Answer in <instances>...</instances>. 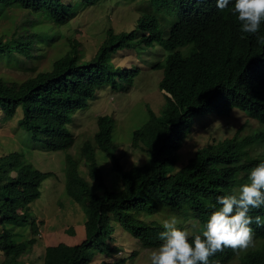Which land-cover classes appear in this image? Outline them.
Instances as JSON below:
<instances>
[{
	"label": "trees",
	"instance_id": "1",
	"mask_svg": "<svg viewBox=\"0 0 264 264\" xmlns=\"http://www.w3.org/2000/svg\"><path fill=\"white\" fill-rule=\"evenodd\" d=\"M96 1L0 0V18L11 10L34 15L33 20L23 17L17 39L0 38V59L2 56L8 64L20 65V55L32 65L42 57L34 50L44 53V48L60 37L55 28L73 18L80 7L94 6ZM149 1L156 3L158 10L144 11L130 31L107 29L90 60L83 59L78 40L68 39L67 48L52 61L49 70L19 82L0 78L3 115L12 117L22 108L20 124L24 130L48 150L60 151L74 143L67 127L72 116L86 108L99 88L116 87V80L125 77L124 70L113 63L119 50L158 44L168 51L164 61L154 66L162 70L159 87L166 104L159 115L148 108L147 121L133 132L132 145L147 156L146 161L126 169L114 153L113 117L99 116L92 138L83 142L76 155L65 158V191L71 199L83 200L85 236L72 245L47 246L42 264H89L96 252L109 258L116 255L119 248L106 243L113 222L142 247L150 248L159 246L158 235L163 231L157 215L175 217L178 227H190V234L198 232L216 197L236 191L248 182L249 170L264 161L259 158L264 152L253 155L248 150L257 142L264 144L263 129L244 137L236 133L212 140L179 169L174 168L177 152L197 116H225L236 109L264 125V22L252 35L240 30L231 5L221 11L216 0ZM158 12L177 16L169 22L166 36ZM186 46L191 47L184 55L179 48ZM129 88L130 84L123 85V89ZM97 151L110 158L121 183L119 190L98 194L81 177L78 165L84 161L90 177L101 182ZM51 175L34 168L18 152L0 158V264H23L21 257L37 243L39 224L32 217L30 204L40 197L41 183ZM250 214L264 217V207ZM26 225L30 236L22 240L20 230ZM251 227L254 247L235 251L224 248L210 257V264H264V226Z\"/></svg>",
	"mask_w": 264,
	"mask_h": 264
},
{
	"label": "rangeland",
	"instance_id": "2",
	"mask_svg": "<svg viewBox=\"0 0 264 264\" xmlns=\"http://www.w3.org/2000/svg\"><path fill=\"white\" fill-rule=\"evenodd\" d=\"M156 3L149 0H97L89 7H80L75 15L65 24L56 26L60 37L50 46L44 48L42 57L29 62L21 60L20 65L8 64L6 59H0V78L7 81H22L35 73L49 70L52 61L67 47L68 39L80 42L79 49L84 60H90L104 39L106 30L113 28L114 32L130 31L135 28L137 19L144 11H157ZM162 30L166 36L169 22L177 16H164L158 12ZM25 17L33 20L34 15L21 10L8 11L0 18V38L10 40L16 38V30ZM191 46L179 48L182 54H187ZM167 50L158 44L139 49H121L115 54L113 63L124 70L125 77L116 80V87L112 85L99 88L95 97L89 100L86 108L77 111L67 124L74 138L73 145L66 150L50 151L41 141L33 139L32 135L24 130L20 121L23 118L22 108H18L12 117H5L0 107V158L13 152L20 153L32 166L42 172H51L53 175L44 179L40 186V197L30 204L32 217L36 218L39 228L37 243L31 251L21 257L23 264H42L44 250L49 245L65 243L75 244L84 238V222L86 219L83 200L71 199L65 191L66 155H76L83 142L90 140L97 130L96 120L99 116L109 115L114 119L111 132V141L114 153L120 157L126 169L142 164L147 156L140 149L132 145L133 132L144 125L148 119L147 109L150 108L156 115L166 104L159 83L162 70L154 66L162 63ZM18 56V55H17ZM19 66V67H18ZM128 77V80H123ZM130 81V82H129ZM130 84V88L123 89V85ZM264 129V125L250 118L245 112L232 110L228 115L217 116L208 114L197 116L190 127L177 152L175 170L179 169L194 152L206 144L224 138H230L238 133L244 137ZM253 155L264 152V144L257 142L248 147ZM264 158V157H259ZM96 159L101 171V182L90 177L87 164L81 161L78 170L91 189L102 194L104 190L117 191L121 183L113 170L110 158L103 152H96ZM238 190V189H237ZM155 218L164 223L170 218ZM113 231L106 240L109 247L119 248V252L109 258L103 253L96 252L89 264L102 262H117L120 264H150V253L154 248L142 247L137 239L119 224L113 222ZM187 230L191 233L190 227ZM22 231V240L29 238V226ZM255 236L253 241H255ZM254 247V244L249 248ZM99 250V249H96ZM2 255L0 254V259ZM237 260L235 259L234 263Z\"/></svg>",
	"mask_w": 264,
	"mask_h": 264
},
{
	"label": "clouds",
	"instance_id": "3",
	"mask_svg": "<svg viewBox=\"0 0 264 264\" xmlns=\"http://www.w3.org/2000/svg\"><path fill=\"white\" fill-rule=\"evenodd\" d=\"M243 33L255 35L264 22V0H216L219 10L229 8ZM201 230L190 234L172 217L158 235L160 244L150 253V264H210L224 248L244 250L253 244L251 225L264 226V217L251 215L264 207V161L251 168L248 182L238 190L216 197Z\"/></svg>",
	"mask_w": 264,
	"mask_h": 264
}]
</instances>
